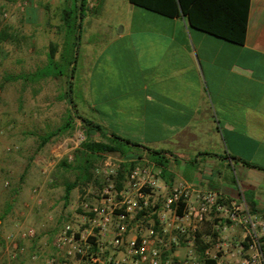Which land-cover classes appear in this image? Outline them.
I'll use <instances>...</instances> for the list:
<instances>
[{
  "label": "crops",
  "instance_id": "crops-1",
  "mask_svg": "<svg viewBox=\"0 0 264 264\" xmlns=\"http://www.w3.org/2000/svg\"><path fill=\"white\" fill-rule=\"evenodd\" d=\"M96 2L83 1L74 37L67 35L63 15L78 11V4L33 0L25 33L31 82L71 74L62 90L75 82L79 91L88 75L90 115L86 118L71 102L75 114L99 125L106 136L137 145L127 148V156L156 174L152 200L157 206L172 188L185 183L200 192H216L221 203L242 202L264 217V0H247L242 44L195 30L185 17H164L127 0L119 5L122 18L102 26L93 18V24ZM53 29L63 31L58 53L45 36ZM65 148L53 143L50 152L63 154ZM147 150L160 153L163 166L150 161ZM210 230V222L200 227L196 248L209 241ZM222 234L233 240L238 232L226 226ZM25 249L12 264H41L47 255L35 242ZM36 250H41L40 259L32 262L29 255ZM171 252L182 256L184 250Z\"/></svg>",
  "mask_w": 264,
  "mask_h": 264
},
{
  "label": "built area",
  "instance_id": "built-area-1",
  "mask_svg": "<svg viewBox=\"0 0 264 264\" xmlns=\"http://www.w3.org/2000/svg\"><path fill=\"white\" fill-rule=\"evenodd\" d=\"M121 163L105 158L94 169L99 185L82 190L80 213L61 223L50 243L53 255L43 256L41 264H264V217L242 202L221 203L216 192H200L185 183L172 188L157 206L152 200L156 189L152 168L136 163L118 188L115 178ZM31 194L39 204L36 191ZM209 222L211 236L198 257L197 232ZM226 226L237 229L235 239L222 234ZM164 235L167 241H162ZM35 236L29 226L15 227L6 235L2 248L6 263L24 256L22 242ZM179 239L185 245L182 256L171 252ZM39 259L38 252L29 255L32 262Z\"/></svg>",
  "mask_w": 264,
  "mask_h": 264
},
{
  "label": "rangeland",
  "instance_id": "rangeland-1",
  "mask_svg": "<svg viewBox=\"0 0 264 264\" xmlns=\"http://www.w3.org/2000/svg\"><path fill=\"white\" fill-rule=\"evenodd\" d=\"M37 1L41 3V0ZM32 3L33 0H0V264L4 263L3 239L13 233L15 227L29 226L35 229V238L23 241L24 247L28 242H35L47 249V255H53L49 246L53 235L61 223L72 220L78 214L82 190L92 188L94 181L99 179L94 169L105 158L113 163L122 161L117 154L101 157L93 164L92 179L72 188L64 202V187L72 183L78 174L77 169L73 168L72 153L86 137L77 120L73 121L71 130L51 136L64 123L68 113L69 107L62 100L66 92L62 90V85H65L68 75L43 78L35 83L31 82L32 75L26 73V18ZM96 3L98 7L91 11L95 14L92 22L93 18L98 19L102 26L123 17V6L119 5H125V0H97ZM47 12L52 21L53 11ZM51 32L45 36L58 53V47L63 43V31L53 29ZM72 78H76V75L73 74ZM83 78L84 86L81 88L84 89H74V82L69 96L77 111H84L88 118V75ZM46 137L52 140H48L47 145L42 144ZM88 139L103 141L100 136L90 135ZM57 142L65 144L66 152L53 155L50 146ZM64 158L71 168L59 166ZM33 190L40 199L39 204L32 198ZM77 195L78 200L75 198ZM160 237L162 241L168 240ZM183 250L185 245L179 239L175 251ZM20 264L29 262L23 260Z\"/></svg>",
  "mask_w": 264,
  "mask_h": 264
},
{
  "label": "trees",
  "instance_id": "trees-1",
  "mask_svg": "<svg viewBox=\"0 0 264 264\" xmlns=\"http://www.w3.org/2000/svg\"><path fill=\"white\" fill-rule=\"evenodd\" d=\"M78 4L77 10L67 11L63 15V22L66 28L67 35L75 37L79 33V22L82 15V3L84 0H72ZM130 4L147 11L159 14L164 17L182 16L187 19L188 25L198 31L204 32L211 36L226 40L234 44H242L245 32V14L247 8V0H127ZM74 44V43H73ZM49 74H39L38 77H46ZM54 78L60 76L59 74L52 75ZM71 78V74L68 76ZM70 84L67 83L66 92L63 96L67 106L69 107L66 119L61 127L57 128L51 136L55 133H63L72 129L74 120H78L80 128L84 131L86 139L80 144L79 148L72 153V161L75 169H77V176L75 180L65 185L63 200L66 202L69 192L77 185H83L92 179L93 164L101 159V157L108 154H117L121 158L122 163L116 173L117 187L119 188L124 181L125 174L132 168L136 162L130 161L127 156V148L137 147L126 140H121L113 135L109 137L103 134L102 128L99 125L93 124L82 117L75 114L73 105L70 101ZM91 133H97L103 141L95 142L88 139ZM49 137L42 140V144L46 142ZM150 161L156 165L163 166V161L160 153L147 150ZM59 166L63 168H71L70 163H67L64 158ZM95 185H99V179L94 181ZM2 217L0 216V221ZM156 230V229H155ZM196 236L195 243L200 244ZM203 247H197L196 253L201 257ZM203 264H213L210 261H204Z\"/></svg>",
  "mask_w": 264,
  "mask_h": 264
}]
</instances>
